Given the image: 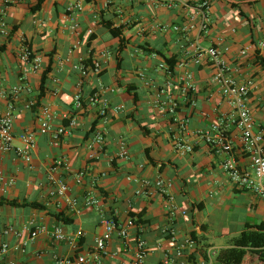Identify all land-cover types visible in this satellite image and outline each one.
<instances>
[{
	"label": "crops",
	"instance_id": "1",
	"mask_svg": "<svg viewBox=\"0 0 264 264\" xmlns=\"http://www.w3.org/2000/svg\"><path fill=\"white\" fill-rule=\"evenodd\" d=\"M11 1L5 13L10 32L0 37L4 48L0 52V116L9 102L1 92L19 87L12 101L13 134L33 132L36 144L29 164L13 152L0 157V174L14 180L12 186L0 184V198L35 202L45 210L0 206V246L5 243L10 248L0 256V264H54L53 255H89L104 230L102 220L106 217L122 223L133 214L134 219L140 216L145 221L140 233L147 245V264H159L162 253L190 238L191 232L199 238L198 248L221 250L246 223H264V200L235 187L221 170L228 158L245 169L250 160L237 129L228 121L230 107L212 80L210 63L206 57L194 61L196 46L222 52L232 78L252 83L249 101L254 132L264 133V53L258 47L264 40V0H92L90 4L47 0L34 14H29L28 6L36 0ZM74 1L82 3V10L68 14L67 5ZM232 4L239 5L247 19L241 18ZM201 12L207 19L206 32L198 28ZM101 17L114 27H124L121 37L125 47L120 54L115 52L116 40L99 24ZM13 27L17 28L13 31ZM22 46L40 60L35 73L24 72L27 67L18 59ZM156 52L176 60L172 74ZM101 53L105 56L100 57ZM96 58L101 62L99 76L82 77L73 69ZM49 60L45 96L38 101L41 73ZM187 72L192 74L194 91L184 96L180 78ZM76 93L81 97L80 108L74 105ZM94 94L107 99L108 111L94 132L101 134L104 142L89 150L94 137L91 124L100 112L99 104L88 102ZM172 100L178 102L176 117L185 122V130H180L168 113ZM43 109L50 114L52 130L46 134L38 131L37 117ZM220 117L231 144L230 154L212 148L201 137ZM70 121L74 124L68 127ZM58 127H65V132L55 143L52 133ZM120 142L127 149L125 159L116 157ZM177 143L191 144L192 152L181 155L175 149ZM12 144L20 147L17 139ZM81 171L85 176L78 183L75 176ZM49 176L66 184L65 195H49ZM128 178L150 183L161 179L166 189L160 193L152 187L142 194L139 182ZM88 197L95 198L97 205L87 207ZM73 199L74 207L70 204ZM170 205L178 209L171 219L167 215ZM58 213L71 223L61 225L52 217ZM53 226L62 227L70 236L81 231L76 247L68 242L54 243L40 234L22 250H12L27 238L25 233L16 235L23 227ZM129 235L122 244L117 233H112L101 264L133 260L136 229H130ZM215 239L220 241L217 246ZM248 260L257 264L249 257L242 264Z\"/></svg>",
	"mask_w": 264,
	"mask_h": 264
},
{
	"label": "built area",
	"instance_id": "2",
	"mask_svg": "<svg viewBox=\"0 0 264 264\" xmlns=\"http://www.w3.org/2000/svg\"><path fill=\"white\" fill-rule=\"evenodd\" d=\"M149 2L165 3L166 0H144ZM11 0H0V37H7L9 35L10 29L5 21V13L7 8L11 4ZM206 4L203 3L202 7ZM67 12L73 13L75 11L82 10V3L78 1L71 2L67 5ZM201 19L198 25L199 31H207V19L205 15L201 12ZM71 29H75V25L71 20ZM175 31L179 30L178 27L173 28ZM259 51L264 53V40L259 43ZM105 53H101L100 57H104ZM206 57L212 68V80L218 86L220 94L223 100L230 107V112L228 114V121L233 125L239 133V141L242 144L244 150L248 154L250 165L249 168H241L236 165L232 158H228L221 164V170L227 176L229 181L240 189H246L253 192L260 198L264 200V133L254 132V124L252 120V113L249 101V95L252 89V83L250 81L239 82L232 78L230 74V69L228 64L223 58L222 52L215 48H201L196 46L194 48V61H198ZM18 59L22 66L27 67L24 72L29 70L35 73L39 70L40 60L33 58L30 50L27 46H22ZM90 64L80 63L74 65L73 69L76 70L82 77L87 76V74H92L94 76H99L101 73V62L100 58H96L90 61ZM163 67V66H162ZM166 71L169 73L167 67ZM180 80L183 82V86L180 88L181 93L187 96L190 92L194 91V87L190 83L192 80V74L190 72L185 73ZM19 87H13L9 89L8 92H1V96L7 97L8 104L5 107L3 114L0 116V157L6 153L13 152L16 158L22 160L24 163L29 164L31 161V153L35 148V137L33 132H24L19 135L14 136L13 134V120H14V107L12 101L16 98L19 93ZM74 105L77 108L81 107V97L79 93H76L73 97ZM88 102L91 105L99 104L100 112L99 117L105 118L108 111V101L106 98L94 94L88 98ZM178 109V102L176 100L170 101V107L168 113L172 120L178 124L180 130H185V122L179 121L176 117V110ZM38 131L40 134H46L51 132L50 125V114L47 109L42 110L41 116L37 117ZM224 119L220 117L217 121L211 125L210 129L206 132L201 133V137L212 148L221 151L226 154L231 153V144L225 136L224 130L221 128ZM74 124L70 121L68 127ZM65 127H58L52 133V139L57 143L59 136L64 134ZM17 139L20 143V147H14L12 142ZM104 139L101 134H94L92 142L88 145V149L91 150L94 145L101 146ZM191 144L177 143L175 146L176 151L181 155H186L192 152ZM127 149L123 142L119 143L118 152L116 154L117 158L125 159L127 158ZM60 162L57 163L60 166ZM84 171L79 172L75 176V180L79 183L84 179ZM129 179V178H128ZM133 182H139L142 188V194H147L152 187H155L160 193L165 192V185L161 179H156L153 183L148 180H135L129 179ZM48 182L50 183L51 190L49 195L52 198L62 197L68 191L66 184L55 179L53 176L48 177ZM0 184L4 186H12L14 184L13 178H6L0 174ZM139 192V191H138ZM98 201L93 197H88L85 199V205L87 207H92L97 205ZM71 206H76V200L70 201ZM178 211L177 207L170 205L167 207V215L169 219L173 218L175 212ZM181 214H184L182 211ZM102 224L104 230L102 234L95 239V249L89 255L79 254L75 256H65L58 257L53 255L54 264H101L102 258L105 255L106 243L110 240L113 232H116L122 244H125L129 239L130 229H136L137 235L135 236V254L133 260L126 264H147V245L146 241L141 237L140 226H136L131 218H127L124 222H116L112 219H103ZM10 231V230H9ZM26 234L27 238L21 243V247L15 246L12 250H22L28 241H32L37 238L40 234H44L50 241L54 243L68 242L72 247H76L78 239L81 237V231H77L74 235L66 234L62 227L53 226L51 229L45 227H35L34 230H30L29 227H23L20 231L16 233L18 237L22 234ZM196 249V243L188 238L183 242L174 245L172 251H164L162 253V259L159 264H191L188 261L190 254ZM10 250L7 244H1L0 246V256L4 255ZM220 249L215 247H207L203 249L202 257L198 258L195 264H214L215 259L219 253ZM3 264H16L12 261Z\"/></svg>",
	"mask_w": 264,
	"mask_h": 264
},
{
	"label": "trees",
	"instance_id": "3",
	"mask_svg": "<svg viewBox=\"0 0 264 264\" xmlns=\"http://www.w3.org/2000/svg\"><path fill=\"white\" fill-rule=\"evenodd\" d=\"M47 0H36L34 5L28 6V12L29 14H34L38 12L41 7L44 5V3ZM84 3L90 4L92 0H83ZM264 3V2H263ZM232 8H237V14L243 18L247 19L246 14H244L241 11V8L239 5H231ZM65 15L67 13H64ZM99 24L108 31L109 35L113 40H116L117 46L115 48V52L117 54H120L122 50L125 47V41L121 37L122 31L124 27H114L113 24L110 21H105L102 19L99 20ZM17 27H13V31ZM93 39V37H92ZM3 47H0V52L3 50ZM147 52V49H145ZM151 50L148 51L150 54ZM156 54H159L163 58V62L165 66L167 67L170 74L173 73L174 66L176 65V60L174 58H166L164 55H162L159 52H156ZM51 55H49L50 57ZM89 63H91L88 60ZM51 72V60H49L48 65L46 68L42 71L41 77H40V84L38 87V95L37 100L40 101L45 96L46 91V85L48 84V76ZM128 92H130L127 89ZM101 117L94 120L91 124V130L90 134L95 132L96 125L100 122ZM95 134V133H94ZM193 149V147H192ZM149 162H152L151 160ZM8 205L11 207H18V208H30V209H36V210H45L44 207L38 203L35 202H28V201H17V200H8L5 198H0V206ZM52 217L60 222L61 225L70 224L71 221L67 218H64L63 214L58 213L52 215ZM129 218H131L134 221V224L136 226H143L145 225V221L141 220V217L138 216L136 219L133 214H129ZM107 220L112 219L117 222V220L113 217H106ZM190 239H192L196 243V249L190 254L188 257V261L191 262V264H195L196 260L203 255V249L198 248L199 245V238L196 236L195 232L190 233ZM80 243V240H79ZM246 257L249 258H255L257 264H264V223H255V224H245L242 231L239 233L237 237L232 238L229 241L228 247L225 249H221L215 259L216 264H242Z\"/></svg>",
	"mask_w": 264,
	"mask_h": 264
},
{
	"label": "rangeland",
	"instance_id": "4",
	"mask_svg": "<svg viewBox=\"0 0 264 264\" xmlns=\"http://www.w3.org/2000/svg\"><path fill=\"white\" fill-rule=\"evenodd\" d=\"M213 244H215V246H217L218 244H220V241L215 239V242H213ZM215 248H217V247H215ZM246 264H250V260H248Z\"/></svg>",
	"mask_w": 264,
	"mask_h": 264
}]
</instances>
